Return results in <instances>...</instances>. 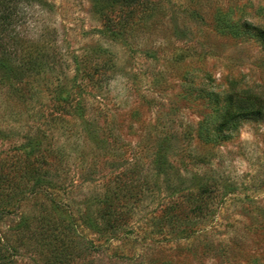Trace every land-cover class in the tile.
<instances>
[{
    "label": "rangeland",
    "instance_id": "obj_1",
    "mask_svg": "<svg viewBox=\"0 0 264 264\" xmlns=\"http://www.w3.org/2000/svg\"><path fill=\"white\" fill-rule=\"evenodd\" d=\"M153 3L113 30L93 0L22 5L51 65L26 96L0 73V160L49 164L0 191V264H264V116L224 122L264 98V0Z\"/></svg>",
    "mask_w": 264,
    "mask_h": 264
},
{
    "label": "trees",
    "instance_id": "obj_2",
    "mask_svg": "<svg viewBox=\"0 0 264 264\" xmlns=\"http://www.w3.org/2000/svg\"><path fill=\"white\" fill-rule=\"evenodd\" d=\"M38 1L0 0V73L6 76L7 82L10 83L9 86L16 92H21L22 96H26L29 92L27 88L29 82H24L26 74L29 72L41 73L46 66L51 65V62L46 58L47 56L39 55V57L34 58L33 53L25 49V43L17 36L16 32L20 24L25 21L26 13L22 12V5H29ZM93 2L110 30L116 29L118 21H128L129 17H135L138 12L143 11L145 14L148 13V17L151 16L155 13V6H157L153 3V0H93ZM108 7L112 9L120 8L119 10L123 11L127 19L125 16H113L114 11L107 14L104 10ZM126 25L127 23H124L122 27L125 28ZM258 31L264 39V29H258ZM118 32L121 31L118 30ZM89 70H91V67ZM72 102L67 98L63 104L55 106L54 111L50 114L51 120H58L64 114H67L69 108L73 107ZM263 116L264 98L259 95L248 94L243 102L239 100L231 102L224 122L230 123L236 119L261 118ZM33 150L34 148L30 143V146L25 147V154L19 156L14 163L9 159L0 160V191L4 190L7 179H14L16 183L17 179H24L33 173L38 175L37 179H41L43 166L49 163L46 157L43 156L41 160L36 161L38 163L35 166L30 157L34 155ZM37 184L40 185V181ZM89 221L91 225L94 224L91 220ZM107 222H110V220ZM99 226L97 224V228Z\"/></svg>",
    "mask_w": 264,
    "mask_h": 264
}]
</instances>
